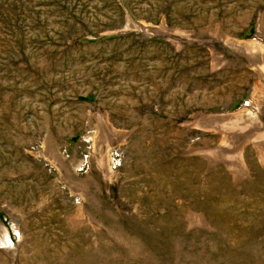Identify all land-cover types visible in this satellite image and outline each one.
Returning a JSON list of instances; mask_svg holds the SVG:
<instances>
[{
  "label": "rangeland",
  "instance_id": "rangeland-1",
  "mask_svg": "<svg viewBox=\"0 0 264 264\" xmlns=\"http://www.w3.org/2000/svg\"><path fill=\"white\" fill-rule=\"evenodd\" d=\"M0 264H264V0H0Z\"/></svg>",
  "mask_w": 264,
  "mask_h": 264
}]
</instances>
